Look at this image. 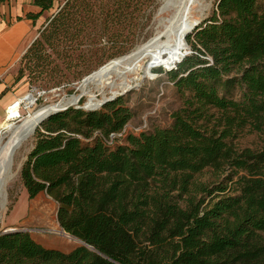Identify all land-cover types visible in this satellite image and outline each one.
Wrapping results in <instances>:
<instances>
[{"label":"trees","instance_id":"16d2710c","mask_svg":"<svg viewBox=\"0 0 264 264\" xmlns=\"http://www.w3.org/2000/svg\"><path fill=\"white\" fill-rule=\"evenodd\" d=\"M54 1L33 0L40 10L27 17ZM151 1L115 0L112 15L123 24ZM77 5L50 21L51 38L101 19L94 10L78 19L95 3ZM194 32L193 51L170 73L184 102L169 127L128 128L134 114L119 97L93 111L70 107L37 131L21 171L29 198L46 191L63 231L94 249L0 233V264H264V146L234 142L246 129L264 135V0H219ZM208 168L225 178L197 181Z\"/></svg>","mask_w":264,"mask_h":264},{"label":"rangeland","instance_id":"374dc122","mask_svg":"<svg viewBox=\"0 0 264 264\" xmlns=\"http://www.w3.org/2000/svg\"><path fill=\"white\" fill-rule=\"evenodd\" d=\"M68 1L55 0L50 10L43 11L37 20H33L32 26L22 41L19 53L13 55L7 66L0 71V82L7 85L5 92L8 93V99L11 101L25 91L34 90L37 101L30 108L22 110V118L42 106L58 103L72 95L79 94L80 90H77V86L85 77L109 61L131 53L137 46L155 37L163 29L161 18L169 16V13L158 14L161 0H153L150 4L143 5L141 11L134 10L137 6L131 7L129 9L131 14L122 24L121 21H117L118 17L115 15L119 12L112 15L113 11L118 8L115 0H90L95 3L92 5L94 7L91 10L89 7L86 10L79 8L82 16L80 18L76 16L78 19L91 15L93 10L96 12L93 18L104 19L109 12L112 15L110 21H115L116 25L110 21L105 24L101 19L90 22L85 27L79 22H73L67 32L54 34L51 38L53 28L49 29V23ZM218 1L203 0L208 7L203 13L198 12L195 15L201 22L199 25L208 21L217 10ZM77 3L78 0H70L68 10H73V6H78ZM76 9L78 7H74V10ZM33 10L38 12L40 9L34 8ZM28 13L24 12L21 18L27 19ZM81 27L82 30H80ZM118 30L123 34L114 36L112 33H119ZM194 34L195 32L192 31L187 36L189 45L187 52L190 51V53L193 51L190 41L194 40ZM173 70L156 67L153 73L157 74V77L145 78L140 86L117 95V98L121 97L124 104L129 106L134 114L126 125L128 128L150 132L172 124L173 112L179 109L184 102V95L178 92L171 79L170 73ZM135 76L136 74L129 75L130 78ZM92 91L101 97L95 89ZM39 92L41 94H38ZM107 95L110 96L109 91ZM187 95L188 93L185 94ZM86 101L87 95H84L79 105H85ZM21 119L8 120L5 117L0 123V128L6 120L19 124ZM48 119L37 126L31 139L22 145L21 150H18L15 167L17 178L15 177L8 184V202L2 216L0 215V233L11 232V230L27 231L34 239L48 248L70 252L82 246L83 243L63 231L57 218L58 202L46 191L30 199L21 178L22 168L35 146L37 131L45 130L44 123ZM8 134H5L4 141L8 139ZM234 142L238 148L257 149L264 146V135L246 129ZM225 176L226 174L215 173L213 169L208 168L197 174L195 179L207 182L212 187L220 183ZM226 184L231 186L232 182L228 181Z\"/></svg>","mask_w":264,"mask_h":264},{"label":"bare ground","instance_id":"6f19581e","mask_svg":"<svg viewBox=\"0 0 264 264\" xmlns=\"http://www.w3.org/2000/svg\"><path fill=\"white\" fill-rule=\"evenodd\" d=\"M207 7L208 5H205L203 0H161L158 14L169 13V16L161 18L163 29L148 42L137 46L124 58H115L85 77L79 83L80 90L87 95L85 105L99 107L103 99L109 97L107 91L110 92V96H114L140 86L145 78L157 76L153 73L156 67H164L167 70L175 69L178 61L189 48L188 34L199 22L195 15L198 12L203 13ZM131 74H136V76L130 78ZM92 89H95L101 97L95 95ZM27 98L29 103H33L36 95H29ZM77 104H79L78 96L72 95L59 103L42 106L23 117L19 124L7 120L2 124L0 128V215L7 207L8 184L17 176L15 167L18 150L31 139L36 125L43 117L66 105ZM16 114L12 112L8 120ZM7 133H9L8 139L4 141Z\"/></svg>","mask_w":264,"mask_h":264},{"label":"crops","instance_id":"0c3cea01","mask_svg":"<svg viewBox=\"0 0 264 264\" xmlns=\"http://www.w3.org/2000/svg\"><path fill=\"white\" fill-rule=\"evenodd\" d=\"M34 8L37 9L38 7L33 4V0H5L0 2V71L7 66L13 55L19 53L22 41L33 24L32 19L19 18L23 17L24 12L34 11ZM6 87V84L0 82V123L6 117L7 106L14 100L8 99V93L5 92ZM25 93L26 91L18 96Z\"/></svg>","mask_w":264,"mask_h":264},{"label":"water","instance_id":"95a60500","mask_svg":"<svg viewBox=\"0 0 264 264\" xmlns=\"http://www.w3.org/2000/svg\"><path fill=\"white\" fill-rule=\"evenodd\" d=\"M200 23H201L200 21H199L198 23H196V24L193 26L192 31H194L195 29H197ZM136 48H137V47H136ZM189 53H190V51H188L187 53H185V54L182 56V59L178 61V63H177V65L175 66V68L178 67L179 63H181V61H183V59H184ZM125 56H126V54L122 55V56L119 57V58H124ZM77 90H80V85L77 86ZM127 91H128V90H127ZM127 91H124V92H122L121 94H124V93L127 92ZM84 95H85V93H84L82 90H80V93L77 94V96H78V101H80V100L83 98ZM95 95H98V94H95ZM116 98H117V95L109 96V97L103 99V101H102V103L100 104L99 107H95V108H90V107H87L86 105H83V106H82V105H79V104H77V105H66V106H64L63 108H61V109H59V110H57V111H55V112H53V113L48 114L46 117H43V118L38 122V124L36 125V127H35V129H34V132H35L37 126H38L39 124H41L43 121H45L47 118H49L50 116H52V115H54V114H57V113H59V112L65 111V110L69 109L71 106H73V107H75V108H77V109H86V110H92V111H93V110H97V109L101 108L103 105H105V104L108 103V102H111V101L115 100ZM58 103H59V102H58ZM17 231H18V230H11V232H17ZM65 231H66V230H65ZM66 232H67V231H66ZM5 233H8V232H5ZM67 233H68V232H67ZM69 234H70V233H69ZM78 239H79V238H78ZM79 240L83 243L84 246H87V247L90 248V249H94L92 246L88 245L87 243H85V242L82 241L81 239H79Z\"/></svg>","mask_w":264,"mask_h":264},{"label":"built area","instance_id":"2783aa9c","mask_svg":"<svg viewBox=\"0 0 264 264\" xmlns=\"http://www.w3.org/2000/svg\"><path fill=\"white\" fill-rule=\"evenodd\" d=\"M34 94V90H30L29 92H26L25 94L16 97L11 104H9L5 110L6 112V119L11 115L12 112L17 113L14 117H12V120H18L22 118V110L23 109H28L30 108L32 105H34L37 101V97L35 99V101L33 103H29L28 102V96L29 95H33ZM38 94H41L40 92ZM27 98V99H26ZM136 130H141V129H136ZM122 133H113L111 135V138H114L115 136H120Z\"/></svg>","mask_w":264,"mask_h":264}]
</instances>
